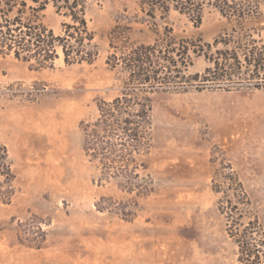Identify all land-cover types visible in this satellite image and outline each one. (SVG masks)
<instances>
[{"label": "rangeland", "instance_id": "obj_1", "mask_svg": "<svg viewBox=\"0 0 264 264\" xmlns=\"http://www.w3.org/2000/svg\"><path fill=\"white\" fill-rule=\"evenodd\" d=\"M244 3L242 31L212 7L196 28L175 10L149 18L140 0H88L93 63L68 66L60 54L39 69L0 56V148L17 176L13 197L0 203V264H238L213 181L235 175L264 228V89L154 85L146 92L113 66L123 44L112 32L125 28L128 47L152 45L165 32L199 46L227 35L264 45V0ZM63 21L51 6L43 12L55 35ZM191 64L187 75L210 67L202 56ZM127 86L150 98V142L128 170L135 185L147 186L141 196L123 190V178L106 179L85 151L100 104Z\"/></svg>", "mask_w": 264, "mask_h": 264}, {"label": "trees", "instance_id": "obj_2", "mask_svg": "<svg viewBox=\"0 0 264 264\" xmlns=\"http://www.w3.org/2000/svg\"><path fill=\"white\" fill-rule=\"evenodd\" d=\"M88 0H0V56L46 68L60 57L68 65L91 64L98 56L94 35L88 29L85 14ZM243 3V4H242ZM241 4L228 0H140L142 11L149 18L155 12L170 10L187 16L198 28L205 8H214L228 23L243 31L247 21L244 0ZM51 6L64 21L61 34L55 35L43 22V12ZM125 28L116 26L112 38L123 44L121 56L114 63L127 74L128 83L144 86L148 92L154 85L192 86L197 91L208 88L264 89V45L255 41L243 43L235 35L215 40L213 47L222 45L209 56L212 46L201 40L192 42L165 32L152 45L130 46ZM236 33V32H234ZM224 39V38H223ZM113 44H111L112 46ZM203 57L210 67L202 74L187 75L194 58ZM164 75V76H162ZM127 86L122 97L99 106V118L85 131V151L101 166L107 178L124 179L126 192L137 189L144 195L147 186H137L128 172L134 163L132 154L151 137L150 98L138 97ZM119 148H122L120 150ZM17 176L4 147L0 148V203H8L15 190ZM213 190L222 194L219 212L225 215L226 232L237 248L238 264H264V228L253 208L248 193L235 175L217 176Z\"/></svg>", "mask_w": 264, "mask_h": 264}]
</instances>
